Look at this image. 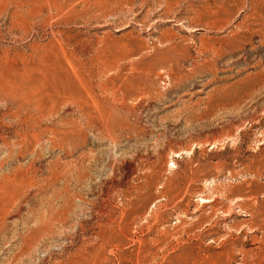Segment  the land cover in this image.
<instances>
[{"label": "rangeland", "instance_id": "obj_1", "mask_svg": "<svg viewBox=\"0 0 264 264\" xmlns=\"http://www.w3.org/2000/svg\"><path fill=\"white\" fill-rule=\"evenodd\" d=\"M0 95V264H264V0H0Z\"/></svg>", "mask_w": 264, "mask_h": 264}, {"label": "bare ground", "instance_id": "obj_2", "mask_svg": "<svg viewBox=\"0 0 264 264\" xmlns=\"http://www.w3.org/2000/svg\"><path fill=\"white\" fill-rule=\"evenodd\" d=\"M6 95H7V93H6ZM0 97H6V96H2V95H0ZM5 100H8L7 98L5 99ZM23 108H19V110L21 111ZM13 114V113H12ZM19 115V114H18ZM18 134V133H17ZM19 135V134H18ZM2 189V188H1Z\"/></svg>", "mask_w": 264, "mask_h": 264}]
</instances>
